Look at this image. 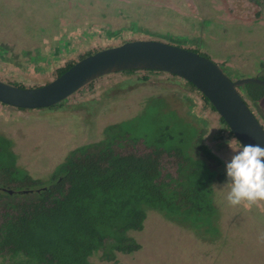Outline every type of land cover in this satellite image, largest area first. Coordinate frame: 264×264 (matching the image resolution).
Segmentation results:
<instances>
[{
    "label": "rangeland",
    "instance_id": "374dc122",
    "mask_svg": "<svg viewBox=\"0 0 264 264\" xmlns=\"http://www.w3.org/2000/svg\"><path fill=\"white\" fill-rule=\"evenodd\" d=\"M143 40L207 57L232 81L256 80L264 75V0H0V47L8 48L1 55L8 61L0 56V81L39 88L83 57ZM243 96L263 121L264 97L254 104ZM116 125L122 135L111 138L129 136L122 153L161 149L163 175L176 174L178 156L168 149L179 148L215 176L202 217L148 210L144 228L128 232L140 249L118 254L115 262L97 253L90 264H264V201L232 207L227 188L218 191L233 154L228 141L240 143L202 94L177 76L122 72L92 82L56 107L0 104V168L7 171L14 162L49 186L75 150L104 141ZM200 162L195 167L202 174ZM7 178L0 179L1 189H25ZM10 262L0 258V264Z\"/></svg>",
    "mask_w": 264,
    "mask_h": 264
},
{
    "label": "trees",
    "instance_id": "16d2710c",
    "mask_svg": "<svg viewBox=\"0 0 264 264\" xmlns=\"http://www.w3.org/2000/svg\"><path fill=\"white\" fill-rule=\"evenodd\" d=\"M75 64L61 69L58 77ZM245 91L255 103L264 96L260 84L250 83ZM118 129L110 128L98 144L75 150L49 186L23 173L14 162L7 171L0 168L1 180L8 177L7 183L25 186L19 192L0 187L1 259L9 264H90L100 253L103 261L115 262L118 254L140 249L128 232L144 228L148 210L168 217L189 214L195 220L206 214L215 176L209 166L192 161L187 151L168 149L178 156V170L163 175L161 149L143 155L122 153L129 136L111 138L121 134L115 132ZM198 162L202 174L195 167Z\"/></svg>",
    "mask_w": 264,
    "mask_h": 264
},
{
    "label": "water",
    "instance_id": "95a60500",
    "mask_svg": "<svg viewBox=\"0 0 264 264\" xmlns=\"http://www.w3.org/2000/svg\"><path fill=\"white\" fill-rule=\"evenodd\" d=\"M142 70L167 73L192 84L208 99L240 144L259 143L264 147V126L239 92L250 82H264L232 81L207 57L160 41H133L102 50L39 88H21L0 81V104L22 110L51 108L102 77ZM258 110L261 112L260 107Z\"/></svg>",
    "mask_w": 264,
    "mask_h": 264
},
{
    "label": "clouds",
    "instance_id": "9594fccd",
    "mask_svg": "<svg viewBox=\"0 0 264 264\" xmlns=\"http://www.w3.org/2000/svg\"><path fill=\"white\" fill-rule=\"evenodd\" d=\"M228 144L233 154L225 163L226 183L218 191L227 188L225 199L232 207L264 201V147L259 143L234 147L233 139ZM260 239L264 240V234Z\"/></svg>",
    "mask_w": 264,
    "mask_h": 264
},
{
    "label": "flooded vegetation",
    "instance_id": "af4514ba",
    "mask_svg": "<svg viewBox=\"0 0 264 264\" xmlns=\"http://www.w3.org/2000/svg\"><path fill=\"white\" fill-rule=\"evenodd\" d=\"M8 48L6 47V46H2V47H0V56L3 54V53H5V52H7L8 50H7ZM24 56L26 57V58H29L30 60H34V61H36V59L35 58H32L31 56H30V54L29 53H26V54H24ZM1 59L2 60H4V61H8L7 60V58H5V56H1ZM257 80H259V81H263L264 82V75L262 76V77H258V79ZM237 81H239V80H237ZM250 83H256V84H260V85H263L264 86V83H262V82H250ZM250 83H248V84H250ZM248 84H246L245 86H243L242 88H240L239 89V92H240V94L243 96V94L245 93V94H247V96L249 95L248 93L250 92V91H245V87L248 85ZM249 97V96H248ZM264 97V96H263ZM243 98L245 99V97L243 96ZM250 98V97H249ZM251 100V99H250ZM262 99H260L259 101H257V103H259L260 101H261ZM245 101H246V103L248 104V102H247V100L245 99ZM252 101V100H251ZM254 104H255V102L254 101H252ZM248 106H249V104H248ZM250 107V106H249ZM251 108V107H250ZM252 110V109H251ZM253 111V110H252ZM254 112V111H253ZM254 114L256 115V113L254 112ZM257 116V118H258V120L263 124V126H264V119H263V121H261V119H260V117H258V115H256ZM195 140V139H194ZM200 140H197L196 141V143H199L200 144V142H199ZM147 146V145H146ZM193 146H195V143H194V141H193V144H192V147L191 148H193ZM149 148H151V147H149ZM163 150V149H162ZM154 150H152L151 152H153ZM166 152H168V151H166ZM174 153H176L175 151H173Z\"/></svg>",
    "mask_w": 264,
    "mask_h": 264
}]
</instances>
